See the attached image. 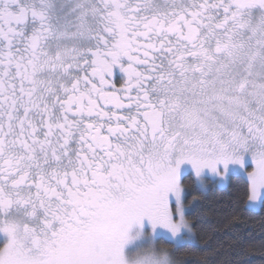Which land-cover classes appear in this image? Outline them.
I'll return each instance as SVG.
<instances>
[{
	"label": "snow or ice",
	"instance_id": "snow-or-ice-1",
	"mask_svg": "<svg viewBox=\"0 0 264 264\" xmlns=\"http://www.w3.org/2000/svg\"><path fill=\"white\" fill-rule=\"evenodd\" d=\"M186 168L264 201V0H0V264H178Z\"/></svg>",
	"mask_w": 264,
	"mask_h": 264
},
{
	"label": "trees",
	"instance_id": "trees-1",
	"mask_svg": "<svg viewBox=\"0 0 264 264\" xmlns=\"http://www.w3.org/2000/svg\"><path fill=\"white\" fill-rule=\"evenodd\" d=\"M183 185L185 218L194 241L178 248L158 239L178 264H264V201L257 210L247 206L248 181L243 176L232 174L226 186L212 183L205 190L187 176Z\"/></svg>",
	"mask_w": 264,
	"mask_h": 264
},
{
	"label": "rangeland",
	"instance_id": "rangeland-1",
	"mask_svg": "<svg viewBox=\"0 0 264 264\" xmlns=\"http://www.w3.org/2000/svg\"><path fill=\"white\" fill-rule=\"evenodd\" d=\"M247 171H251V168H248L247 170H244V169H239V168H235L233 169L232 171L229 172L228 176L226 179L224 180H221L219 177H215L213 176L210 172L209 173H206L204 174L202 177L200 178H197L196 176H194V182H195V185L197 187H199L200 189H203L205 190L210 184L214 183L216 184L218 187H224L226 186L227 184V181H228V177L232 174H237V175H241L243 176L247 181ZM182 194H185V190L183 189L182 193H181V200H182ZM182 203H183V200H182ZM260 203L261 201H255V202H250L249 200L247 201V206L251 209H254V210H257L260 206ZM184 209H185V212L187 211V206L184 205ZM150 232V230H149ZM159 238H162L168 242H170L166 237L164 236H158L155 240V246L157 248H162L164 249L163 247H161L159 244H158V239ZM194 241V235H193V232L191 231V233L188 235V239L186 242H193ZM3 246V243H2V239H0V247ZM145 247H147V245H145ZM167 250L170 254H171V251L168 250V249H165ZM172 255V254H171Z\"/></svg>",
	"mask_w": 264,
	"mask_h": 264
},
{
	"label": "flooded vegetation",
	"instance_id": "flooded-vegetation-1",
	"mask_svg": "<svg viewBox=\"0 0 264 264\" xmlns=\"http://www.w3.org/2000/svg\"><path fill=\"white\" fill-rule=\"evenodd\" d=\"M113 82L117 88H119L121 86V84L123 83V78L120 75L119 71L116 72V74L113 78ZM187 176H192L194 178L195 173L193 171H191L190 168L185 169L184 175L182 176V189H184V190H185V187L183 185V179ZM182 200H183V204L185 205V194H182ZM172 205H173V207L175 206V198L174 197L172 199ZM2 243H3V241H2Z\"/></svg>",
	"mask_w": 264,
	"mask_h": 264
}]
</instances>
